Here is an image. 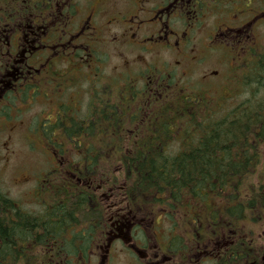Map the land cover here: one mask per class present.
Returning a JSON list of instances; mask_svg holds the SVG:
<instances>
[{"label":"flooded vegetation","instance_id":"obj_1","mask_svg":"<svg viewBox=\"0 0 264 264\" xmlns=\"http://www.w3.org/2000/svg\"><path fill=\"white\" fill-rule=\"evenodd\" d=\"M224 6L222 0H0V113L10 102H26L48 107L42 114L58 124L59 134L150 132L168 104L191 99L197 90L184 80L189 71L168 70L158 55L156 63L137 68L125 52L165 50L177 65L183 60L198 66L210 50L190 54V35L206 20L216 23ZM256 6L252 18L238 12L217 28L218 39L233 46L240 65L264 54V0ZM108 54L118 61L106 64ZM216 75L213 70L200 78L206 82ZM69 176L74 180L69 188L92 191L109 209V231L105 239L99 232L91 241L88 264H230L229 239L174 240L162 238V231L140 238L141 232L145 236L140 226L155 208L134 212L112 188Z\"/></svg>","mask_w":264,"mask_h":264},{"label":"trees","instance_id":"obj_2","mask_svg":"<svg viewBox=\"0 0 264 264\" xmlns=\"http://www.w3.org/2000/svg\"><path fill=\"white\" fill-rule=\"evenodd\" d=\"M243 67L249 94L228 111L192 94L168 104L150 132L61 134L72 160L45 176L50 188L35 195L46 192L40 213L0 188V264H88L91 241L106 237L109 209L92 191L69 188V175L112 188L134 212L160 209L170 239L226 238L230 264H264V54Z\"/></svg>","mask_w":264,"mask_h":264},{"label":"rangeland","instance_id":"obj_3","mask_svg":"<svg viewBox=\"0 0 264 264\" xmlns=\"http://www.w3.org/2000/svg\"><path fill=\"white\" fill-rule=\"evenodd\" d=\"M222 1L226 2V6L217 13L219 18L216 23L206 20L190 35L191 42L187 46V51L190 54L198 53L199 48L204 51V55L208 53L206 49L210 50L205 62L203 60L200 65L194 66L183 60L177 65L174 54L165 52V50L156 51L151 55L136 48H130L125 54L137 68L141 67L143 63H156L154 56L158 55L166 60L168 70L189 71L187 78H184L186 83L195 87L199 93L206 95L212 104H216L218 101L225 103L224 110L220 108L224 112L239 104L249 92L239 78L242 71L238 69V60L235 62L233 51L218 39L217 28H223L224 24L238 12L242 19L252 18L257 13L258 7L256 6L257 0ZM239 22L241 19L238 17ZM260 22L264 23L262 19ZM213 27L215 32L206 34ZM138 34L141 36L143 32ZM142 42L144 45L148 44L145 40ZM106 57V64L118 61L112 55L108 54ZM144 67L143 64L142 68ZM213 70L218 72L217 75L212 76V80L202 81L200 77ZM22 103L10 102L7 109L0 113V188L7 197L19 203L23 209L40 213V200H37L35 195L38 193V189L43 190L44 187H47L42 179L51 171L52 167H57L54 164H56L55 157L58 154L61 153L66 161L69 160L71 147L65 140L57 136L55 131L48 133L52 122L39 113L47 111L48 107L41 104L37 107H29V103L24 102L25 105ZM112 167H104V169L112 172ZM41 195L45 197L46 192ZM151 215L155 216L156 212H151ZM147 225L152 233L161 229L164 232V235L161 233L162 238L168 237L169 225L163 218L161 222L155 220L153 224L148 223ZM143 229L145 236L140 234V238L154 237L146 230V224ZM261 233L264 234V227L258 231V234Z\"/></svg>","mask_w":264,"mask_h":264}]
</instances>
